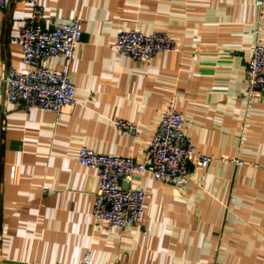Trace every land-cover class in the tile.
<instances>
[{
  "label": "crops",
  "instance_id": "obj_1",
  "mask_svg": "<svg viewBox=\"0 0 264 264\" xmlns=\"http://www.w3.org/2000/svg\"><path fill=\"white\" fill-rule=\"evenodd\" d=\"M256 1L39 0L46 29L82 20L69 70L75 102L59 119L0 103V264H78L85 255L92 264H264V90L260 100L245 95L249 50L264 36V0ZM30 12L17 1L0 10V77L23 67L12 38ZM130 29L167 32L174 49L131 60L112 48ZM171 101L211 162L191 166L181 190L135 175L122 186L145 192L142 221L107 229L92 216L96 171L77 154L145 162ZM114 120L138 136L119 133Z\"/></svg>",
  "mask_w": 264,
  "mask_h": 264
},
{
  "label": "built area",
  "instance_id": "obj_2",
  "mask_svg": "<svg viewBox=\"0 0 264 264\" xmlns=\"http://www.w3.org/2000/svg\"><path fill=\"white\" fill-rule=\"evenodd\" d=\"M12 1L26 2L31 12L12 38L20 46L23 67L10 68L4 77H0V84L4 87L0 103L17 104L25 112H51L59 119L63 108L75 102L76 89L69 70L74 49L81 39L82 20L75 18L70 22L55 23L46 29L39 18V0H0V10ZM256 4L263 5V1L257 0ZM112 48L131 60L142 61L172 51L174 42L167 32L145 33L130 29L116 35ZM51 59L60 60L59 69L45 66ZM245 82L246 97L260 100L264 90V36L258 38L249 50ZM184 125L182 115L174 108L173 102H169L162 110L158 127L148 143L145 162L131 157L97 154L84 147L79 150L76 162L96 171L97 188L92 208L95 222L104 224L107 229L124 230L142 221L145 192L122 186L129 185L135 175L146 173L159 183L181 190L191 166L205 169L209 165L211 158L196 150L184 133ZM113 126L119 133L138 136L136 126L130 122L114 120ZM224 161L243 166L238 160ZM78 264L92 263L85 255Z\"/></svg>",
  "mask_w": 264,
  "mask_h": 264
}]
</instances>
